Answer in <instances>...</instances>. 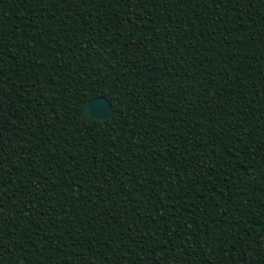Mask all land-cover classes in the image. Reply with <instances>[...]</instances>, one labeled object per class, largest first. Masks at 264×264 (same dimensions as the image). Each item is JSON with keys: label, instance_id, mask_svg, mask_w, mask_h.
I'll list each match as a JSON object with an SVG mask.
<instances>
[{"label": "trees", "instance_id": "obj_1", "mask_svg": "<svg viewBox=\"0 0 264 264\" xmlns=\"http://www.w3.org/2000/svg\"><path fill=\"white\" fill-rule=\"evenodd\" d=\"M0 264H264V0H0Z\"/></svg>", "mask_w": 264, "mask_h": 264}, {"label": "water", "instance_id": "obj_2", "mask_svg": "<svg viewBox=\"0 0 264 264\" xmlns=\"http://www.w3.org/2000/svg\"><path fill=\"white\" fill-rule=\"evenodd\" d=\"M88 116L94 120H105L110 116L111 106L103 97H96L86 103Z\"/></svg>", "mask_w": 264, "mask_h": 264}]
</instances>
